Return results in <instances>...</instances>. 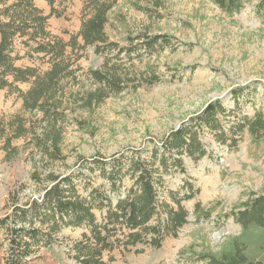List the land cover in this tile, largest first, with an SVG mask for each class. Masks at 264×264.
I'll return each instance as SVG.
<instances>
[{"label": "rangeland", "instance_id": "1", "mask_svg": "<svg viewBox=\"0 0 264 264\" xmlns=\"http://www.w3.org/2000/svg\"><path fill=\"white\" fill-rule=\"evenodd\" d=\"M36 4L46 14L51 10L48 0ZM83 4L58 0L62 15L49 19L52 33L66 41L77 34ZM110 11L109 42L101 43V51L93 45L81 50L74 75L62 82L66 95L56 125L41 111L27 110L19 93L0 89V217L11 211L17 192L20 204L42 195L51 174L76 170L80 192L87 195L109 186L105 173L115 158L141 154L159 162L165 153L170 159L161 198L172 205L170 191L183 198L188 221L160 248L147 245L137 253L118 247L105 259L113 255L114 264H214L206 255L235 251L240 254L236 264H264V225L253 222L245 228L236 216L257 204L264 218V129L258 134L249 129L258 113L264 117V0H241L235 11L214 0H116ZM157 34L167 40L149 49L147 36ZM17 63L31 65L27 58ZM96 69L120 78L122 88H107L102 101L88 106L84 97L100 85L91 74ZM32 85L18 83L24 92ZM216 100L225 105L217 116L227 141L220 129L196 124L195 117ZM20 119L24 133L13 129ZM194 122L207 150L203 157L164 146L169 132ZM50 130L60 139L58 153L46 134ZM176 156L181 163L173 162ZM98 159H104L105 168L94 165ZM125 183L131 184L128 177ZM193 191V198H184ZM95 213L100 220L101 211ZM83 229L64 228L55 244L41 247L28 264H76L62 252L81 239ZM6 230L0 227V264L8 252Z\"/></svg>", "mask_w": 264, "mask_h": 264}, {"label": "trees", "instance_id": "2", "mask_svg": "<svg viewBox=\"0 0 264 264\" xmlns=\"http://www.w3.org/2000/svg\"><path fill=\"white\" fill-rule=\"evenodd\" d=\"M48 1L51 10L46 14L36 0H0V89L19 93L27 110L41 111L45 120L56 125L61 119V104L66 95L62 82L74 75L73 66L83 55L81 50L93 45L101 51V43L109 42L105 25L116 0H83L81 28L68 41L48 28L53 15H62L55 6L58 0ZM214 1L228 11L241 8V0ZM159 40H167L166 35L147 36L148 48H154ZM110 44L118 45L117 42ZM22 58L30 60L31 65L18 64ZM36 60H40L39 65H33ZM43 65H48V68L42 70ZM91 74L100 85L84 97L88 106L102 101L108 95L107 88H122L120 78L114 74L110 76L100 69L92 70ZM20 82H32L33 85L24 92L18 86ZM223 111L225 105L216 100L195 118L198 127L205 124L220 129L222 141H227V133L217 116ZM13 129L24 133V121L20 119L18 127ZM249 129L257 134L264 129L261 113L249 123ZM46 134L51 136L55 151L60 152L58 134H51V130ZM164 146L169 151L187 152L194 157H203L207 153L195 122L185 123L169 132ZM169 159L165 153L159 162L149 161L141 154L115 158L110 163V171L105 173L109 186L93 188L87 195L80 192L81 173L76 170L65 176L51 174V183L43 194L25 203L18 202L17 192L11 211L0 217V227H6L8 233L5 264L30 263L41 247L53 246L60 231L68 227L86 228L81 239L75 240L69 250L62 252L76 264H114V256L105 259V254H111L118 247L125 252L137 253L144 252L147 245L162 247L165 237L176 235L189 216L182 203L183 198L172 191L170 197L176 205L161 198L160 187L164 183L163 173L169 169ZM172 160L176 164L182 161L177 156ZM103 161L98 159L94 165L101 166ZM102 167L105 168L104 165ZM127 177L131 183L129 186L125 183ZM194 194L195 191L184 198L191 199ZM250 207L236 215L238 222L245 228L253 222L264 225L257 204L252 205L253 209ZM96 210L101 211L100 220ZM239 255L234 251L226 252L222 257L211 254L205 258L214 264H224L227 260L236 264L240 260Z\"/></svg>", "mask_w": 264, "mask_h": 264}, {"label": "crops", "instance_id": "3", "mask_svg": "<svg viewBox=\"0 0 264 264\" xmlns=\"http://www.w3.org/2000/svg\"><path fill=\"white\" fill-rule=\"evenodd\" d=\"M85 229H86V228H84V229L82 230V232H84Z\"/></svg>", "mask_w": 264, "mask_h": 264}]
</instances>
